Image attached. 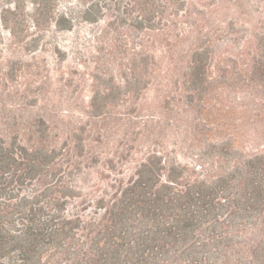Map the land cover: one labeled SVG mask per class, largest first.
I'll use <instances>...</instances> for the list:
<instances>
[{"label": "rangeland", "instance_id": "rangeland-1", "mask_svg": "<svg viewBox=\"0 0 264 264\" xmlns=\"http://www.w3.org/2000/svg\"><path fill=\"white\" fill-rule=\"evenodd\" d=\"M4 144L80 161L86 188L27 264H264V0H0ZM129 178L197 179L208 213L108 219L91 199Z\"/></svg>", "mask_w": 264, "mask_h": 264}, {"label": "trees", "instance_id": "trees-1", "mask_svg": "<svg viewBox=\"0 0 264 264\" xmlns=\"http://www.w3.org/2000/svg\"><path fill=\"white\" fill-rule=\"evenodd\" d=\"M33 146L29 148L26 144L20 145L17 148L20 152H13L10 161H7L5 152H1L8 151L5 144L0 150V264H7V254L16 251L17 255L9 264H27L38 248L51 243L56 234L64 231L66 221L78 218L76 215L60 217L59 204L69 199L65 190L86 189L81 186V179L74 183L67 179L71 169L80 165V161H68L64 164L55 159L58 153L55 149L40 152ZM85 166L87 163L81 164V167ZM139 169L138 166L135 171ZM104 170L106 171L105 168ZM81 171L83 175L86 173V170ZM199 182L195 179L184 190L178 189L168 195L158 190L150 192L141 180L129 178L118 188L109 184L108 189L101 190L91 202L104 210L108 219L114 220L122 213L129 216L137 213L140 219L150 217V221L155 222L156 215L165 217L163 210L179 211L170 219L187 227L190 221L208 213L202 211L200 196L203 194L195 186ZM161 186L170 187L164 184ZM52 191L57 193L53 199L48 198ZM107 201L108 205L102 206ZM195 201H199V204ZM68 212L69 210H65V213Z\"/></svg>", "mask_w": 264, "mask_h": 264}]
</instances>
